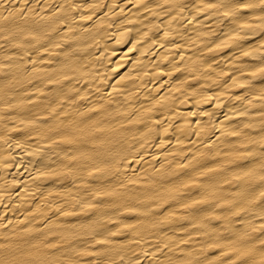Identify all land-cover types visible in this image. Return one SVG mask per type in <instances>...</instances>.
I'll use <instances>...</instances> for the list:
<instances>
[{"label":"bare ground","instance_id":"6f19581e","mask_svg":"<svg viewBox=\"0 0 264 264\" xmlns=\"http://www.w3.org/2000/svg\"><path fill=\"white\" fill-rule=\"evenodd\" d=\"M262 68L264 0H0V264H264Z\"/></svg>","mask_w":264,"mask_h":264},{"label":"snow or ice","instance_id":"6c2138e0","mask_svg":"<svg viewBox=\"0 0 264 264\" xmlns=\"http://www.w3.org/2000/svg\"><path fill=\"white\" fill-rule=\"evenodd\" d=\"M209 7H214V5H209ZM243 7H250V5H243ZM227 15V13H225ZM262 72H264V68L261 69Z\"/></svg>","mask_w":264,"mask_h":264}]
</instances>
